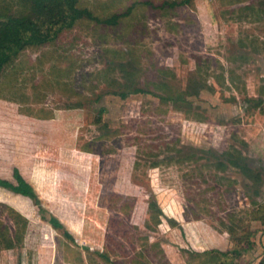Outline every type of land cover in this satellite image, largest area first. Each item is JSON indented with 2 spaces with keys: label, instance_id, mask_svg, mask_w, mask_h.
Segmentation results:
<instances>
[{
  "label": "rangeland",
  "instance_id": "rangeland-1",
  "mask_svg": "<svg viewBox=\"0 0 264 264\" xmlns=\"http://www.w3.org/2000/svg\"><path fill=\"white\" fill-rule=\"evenodd\" d=\"M182 1L79 0L133 11L6 66L0 182L35 196L0 185V264L264 261V0Z\"/></svg>",
  "mask_w": 264,
  "mask_h": 264
},
{
  "label": "trees",
  "instance_id": "trees-1",
  "mask_svg": "<svg viewBox=\"0 0 264 264\" xmlns=\"http://www.w3.org/2000/svg\"><path fill=\"white\" fill-rule=\"evenodd\" d=\"M191 1L184 0L180 4L174 3L170 6L185 5ZM26 2L29 6V14L12 15L5 20L0 18V78L15 55L26 48L40 47L55 41L62 32L73 29L78 21L89 19L99 24L115 26L119 24L120 19L129 16L133 11L131 8L125 14L103 20L96 17L90 10L82 9L79 6V0H26ZM235 153L239 158L242 157V153L238 151ZM230 163L234 167L242 168L239 162L230 160ZM219 165L225 166L222 162H219ZM242 170L248 175L247 167H243ZM257 179H260L259 176ZM0 185H6L11 191L24 197L33 198L35 196L34 189L26 182H19V186L4 182H0ZM213 253L229 256L228 253L217 250L204 253L195 251L193 255L197 257L209 256V258L203 259L202 264H233L227 259L214 261V257L210 256ZM103 258L110 261L107 255H104ZM260 264H264V261Z\"/></svg>",
  "mask_w": 264,
  "mask_h": 264
}]
</instances>
